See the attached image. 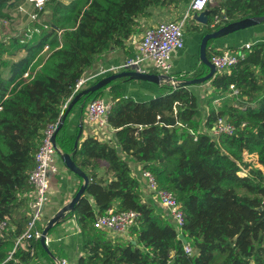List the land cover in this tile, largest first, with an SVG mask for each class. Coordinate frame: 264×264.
<instances>
[{"label":"trees","instance_id":"16d2710c","mask_svg":"<svg viewBox=\"0 0 264 264\" xmlns=\"http://www.w3.org/2000/svg\"><path fill=\"white\" fill-rule=\"evenodd\" d=\"M25 1L0 0V18H10L9 9ZM190 1L48 0L45 12L49 23L38 25V39L25 44L17 40L15 51L0 42V219L17 215L16 229L0 234V264H15L8 257L15 239L30 222V215L21 208L30 209L32 187L28 180L36 151L46 126L62 119L81 91H76L78 81L101 55L113 48L125 49L131 36L142 30L139 20L150 16L151 8H179ZM207 9L208 24L194 26L197 54L181 80L192 72L194 77L208 73L206 64L200 63L202 70L197 66L198 49L206 33L237 20L263 17L264 0H219ZM216 16L220 21L212 27ZM258 26L210 39L208 57L225 45L236 48L251 41ZM18 50L25 54L18 59L10 57ZM113 73L108 70L97 80ZM133 81L124 77L85 94L58 133L61 148L73 152L85 107L78 109V102L104 95L113 101L109 124L115 129V141L81 135L74 155L91 178L85 194L70 211L79 217L83 228L81 242L87 256H81L79 263L264 264V39L256 41L246 58L230 71L217 72L205 82L213 90L204 118L200 96L191 86L140 81L149 91L140 94L129 90L128 83ZM231 85L240 91L232 96L237 104L216 106V100L233 92ZM73 112L76 116L70 118ZM224 116L236 125L234 134L213 137L203 131ZM245 155L252 160L244 162ZM131 158L155 175L159 188L176 194L185 213L181 231L146 189L141 172L135 173ZM104 161L113 175L110 181L98 174ZM256 164L263 170L254 169ZM242 170H248L245 176L239 175ZM110 208L140 212L129 237L114 236L94 226L97 216ZM185 241L194 248L193 255L185 252ZM33 243L50 257L40 239ZM32 257L30 249L17 248L13 255L24 262Z\"/></svg>","mask_w":264,"mask_h":264},{"label":"built area","instance_id":"2783aa9c","mask_svg":"<svg viewBox=\"0 0 264 264\" xmlns=\"http://www.w3.org/2000/svg\"><path fill=\"white\" fill-rule=\"evenodd\" d=\"M215 0H191L187 6V11L178 20L162 21L155 26L149 27L145 30L142 38L138 44L137 54L134 57L127 58L121 65L112 67L110 69H101L95 73L84 75L76 85V91L82 90L87 84L96 79L102 73L108 70H121V69H134L138 72H150L153 67L157 69L158 73L162 75V79L166 84L177 86L180 84L181 79L173 75V58L174 53L185 47V27L187 25L188 18L195 12H201L208 7L210 3ZM48 0H26L21 3L18 8L21 13L28 17L33 22L39 23L41 14L45 11ZM4 21L0 18V23ZM7 21V19L5 20ZM220 21V17L216 16L213 25H217ZM34 30L39 31L40 27H36ZM5 38L0 36V42ZM253 43H246L236 49L225 48L220 49L219 52L212 54L211 62L216 67L217 72H228L232 67L236 66L240 61L246 58L247 50H250ZM46 46L45 49H47ZM28 72L25 76H28ZM233 93L239 94L240 91L234 85H231ZM113 101L100 96L92 99L87 103L86 113L88 119L97 123L100 127H108L109 115ZM67 106V105H66ZM85 120V118L83 117ZM61 117L49 123L43 131V137L41 143L35 154V166L29 172V183L32 187V198L30 196L28 207L30 222L27 230L15 239V247L10 252L8 257L13 259L15 264H19V260L13 258L17 248L24 240H37L42 236L43 229L39 228L38 223L41 218V212L43 207L49 202V188H50V171L56 170L55 155L60 147L58 145L57 137H55L56 131L61 123ZM243 126L246 122L242 123ZM237 127L226 116L220 117L215 124L206 129L203 127V131L209 132L213 137H219L220 135H232L236 132ZM191 133L193 131L191 130ZM62 151V150H61ZM143 180H145L147 189L153 195L155 201L168 212L175 226L182 230L185 223V213L182 209L176 194L165 188H159V183L155 175L150 170L140 169ZM239 175L245 176L246 171L242 170ZM140 215L139 211L134 209L117 211L114 208H110L106 213L98 215L94 221V226L99 229L107 230L114 234H127ZM10 218L5 217L0 219V234L3 231L9 229ZM182 233L180 232V238ZM182 239V238H181ZM49 235L46 238V243L49 244ZM185 252L193 255L195 253L194 248L185 242ZM67 259H61L57 261V264H67ZM89 264H96L94 262Z\"/></svg>","mask_w":264,"mask_h":264},{"label":"crops","instance_id":"0c3cea01","mask_svg":"<svg viewBox=\"0 0 264 264\" xmlns=\"http://www.w3.org/2000/svg\"><path fill=\"white\" fill-rule=\"evenodd\" d=\"M216 1L217 0L213 1L212 4L217 3ZM160 8H162V7L151 8L150 9L151 15L150 16H143L139 20L140 24L142 25V30L138 33H134L131 36V38L127 42L128 46L125 49L113 48L108 53L101 55L97 59V61L94 63V65L91 68H89L84 75L87 76V75H89L91 73H95L101 69H110L112 67H117V66L121 65L127 58L134 57L137 54L138 44H139V41L142 38L145 30L149 27L157 25L158 23H160L162 21H168V20L162 19L163 15H159V13H160L159 9ZM162 9H164V8H162ZM183 14L180 16V18L183 16ZM180 18H178V19H180ZM178 19H172V20H178ZM196 22H198V21H196ZM262 22H264V21H262ZM262 22L258 23L259 26L253 32V38L251 39V41H248L247 43L250 42V43L254 44L256 41L264 39V23L262 24ZM200 24L203 25L202 23H200ZM198 26L201 27L200 25H196V27H198ZM213 26L214 25L212 23V27ZM185 38H186V35H185ZM245 44L246 43L243 42L240 46H243ZM227 47L231 48L228 45H225L224 47H220L219 49H225ZM185 48H186V39H185V47L183 49L177 50L174 53L173 75L177 78H179L185 74V69L187 67V65L183 64V60L186 59ZM236 48H238V47H236ZM236 48H232V49H236ZM250 50H247L246 52H248ZM198 53H199V62H198L197 66L199 69H201L200 68V63H201L200 48L198 49ZM194 54H197V51L194 52ZM153 69H155V68L152 67L150 69V72L158 73L157 69H155L156 71H154ZM209 70L210 69L208 67V73H209ZM110 71L117 72L119 70L114 69V70H110ZM94 80L95 79H93L91 81H93V83H95L97 81V77H96V81H94ZM117 80H120V79H117ZM117 80H115V81H117ZM140 81L141 80H135L133 82H129L128 83L129 90L131 92L136 91L140 94H147L149 91L145 88V86ZM93 83L90 84V82H89L87 84V86H85L84 88L88 87L89 85H92ZM261 83H263V82H261ZM162 84H160V85H162ZM207 84L208 85H206V83L203 85H198V84L195 85V87H200L198 89V90H201L200 94L197 93L200 97H202L203 94H210L212 92L213 89L210 87V83L208 82ZM203 87H206L204 89L205 91H202ZM233 95H237V94L232 92L227 97H224L222 99H226L229 96H233ZM103 97L111 100L110 97H108V96L104 95ZM222 99L216 100V103L218 106L221 105L220 101ZM85 101H86L85 99H82L80 102H78V106H77L78 109H82L85 105L84 111L81 114L80 120H79L83 124V131H82L83 138H85L87 136H94V137L99 138L101 141H108V142L113 143L116 139L115 129L113 127H111V125L108 127H100L97 123L91 122L88 119L87 113H86V110H87L86 106H87L88 102H85ZM242 108L244 109L245 106H242ZM75 116H76V112H73V113H71L70 118L75 117ZM83 117L85 118V120L83 119ZM82 139L79 140V144L82 142ZM57 140H58V135H57ZM58 145H59L60 149L63 152H65L61 148L59 141H58ZM69 153H72V152H69ZM54 158H55L56 170L50 171V173H49V178H50L49 196H50V199H49V202L43 207L42 212H41V218H40L39 223H38V226L39 227L42 226V229L46 225V223L53 216H55L58 213V211H60L65 205H67L72 200V198L74 197V195L76 194V192L79 190L80 186L83 183V179L80 176L73 173L70 169H68L66 167V165L63 163L61 156L58 153V151H57ZM130 162L133 164L135 173H138L139 170L143 167L142 164L140 162H137L134 158H131ZM98 174L100 177H102L108 181H110L113 178L112 173L109 172V170H108V162L107 161H104L102 163V165L98 169ZM145 186L147 187L146 184H145ZM27 194L28 193H26L25 196H27ZM32 195H33V192L31 191L30 194L28 195V204H29V198H30V196L32 198ZM90 198L92 199V201H94L92 197H90ZM21 209H22V211H25L26 214L28 212V215H29V211H28L26 206L22 207ZM7 217L10 218L9 216H7ZM16 219H17L16 214L12 215L11 218L9 219L10 220L9 230L10 231H14L16 229V223H15ZM26 230H27V228H26ZM111 234L112 235H121V234H114V233H111ZM48 235H49L50 241H49V244H47V246L49 247V250L48 249L47 250H48V255L50 257H47L43 254L40 247L38 245H35V243H33L34 240H24L18 248H20L22 250H29L30 249L33 257L28 262H24L18 258L19 264H57V261H59L61 259H67V261H68L67 264H80L79 263L80 257L81 256H87L86 252L82 249L81 240H82V235H83V228L79 222V217L76 214H72L70 212L66 213L65 216L58 223H56L54 226H52ZM122 235H124L125 237H129V232L127 234H122Z\"/></svg>","mask_w":264,"mask_h":264},{"label":"water","instance_id":"95a60500","mask_svg":"<svg viewBox=\"0 0 264 264\" xmlns=\"http://www.w3.org/2000/svg\"><path fill=\"white\" fill-rule=\"evenodd\" d=\"M209 14H210V11L208 9H204L201 12H195L193 14V18L196 21H198L199 23L208 24L209 18H210ZM262 21H264V16L263 17H249V18L234 21L230 24H225V25L221 26L220 28H218L212 32L206 33L203 36V38L201 40V44H200V58H201V62H203L204 64H206L209 67V69H210L209 73L204 75V76H201V77H193V78L181 80L180 84H178L176 87H179L180 85L191 86V85H195V84H202V83H205L206 81H208L209 79H211L216 74V67L211 62L210 58L207 55V45H208V42L210 39H216V38L226 36L230 33L236 32L238 30L245 29V28L251 27L253 25H256ZM124 77H128L130 79H135V80H141V81H150V82H154V83H158V84H162V83L164 84L165 83L163 81L162 75L160 73L138 72L134 69H128V68L121 69V70H119V71H117L111 75H108V76H106L100 80H97L94 84L89 85L86 88H83L72 99V101L70 102L68 109H67L65 115L63 116L61 123H60V125L56 131L55 137H57L59 131L63 127V124L66 120L68 113L70 112V110L72 109L74 104L82 96H84L87 93H93L96 90H99L100 88L108 85L109 83H111L117 79L124 78ZM79 125H80V129H79V133H78V138L74 144V151L72 153H69V152H63L60 149V150H58V153L60 154L61 159H62L63 163L66 165V167L68 169H70L73 173L80 176L83 179V183L80 186L79 190L74 195V197L72 198V200L67 205H65L60 211H58V213L55 216H53L46 223L40 240H41L42 245L48 250H49V247L47 246L46 238L49 234L50 229L52 228V226H54L56 223H58L65 216L66 213L74 210L77 202L83 197V195L86 192V188L91 181L90 176L74 160V155H75V153L78 149V146H79V137L82 135V131H83L82 122H80ZM118 152L119 153L122 152L121 147H118ZM181 238L184 239L183 234L181 235ZM185 242H187V241H185Z\"/></svg>","mask_w":264,"mask_h":264},{"label":"rangeland","instance_id":"374dc122","mask_svg":"<svg viewBox=\"0 0 264 264\" xmlns=\"http://www.w3.org/2000/svg\"><path fill=\"white\" fill-rule=\"evenodd\" d=\"M65 1H69V0H65ZM217 3L219 2V0L216 1ZM160 13L159 15H163L162 19L163 20H172V19H178L180 18V16L186 12L187 10V5H182L179 8H171V9H162L160 8ZM46 11V9H45ZM43 12L41 15V19H40V23L36 22L33 23L31 22L27 16H25L23 13H21L19 11V8L17 7V5L15 7H12L9 9V15L10 18H7V21H5L6 19H4V21H2V23H0V36L2 35V38L5 40L3 42H5V44H7V47H10V49L12 51L16 50V46L15 43H17V40L19 41V43L21 44H25L28 43L29 41L33 40V39H38V36L41 33V29L39 31L34 30L36 27H39L38 25L41 23H49V15L48 12ZM46 13V14H45ZM194 14V13H193ZM192 14V17H193ZM191 18H188V22L187 25L185 27V35H186V48H185V52H186V59L183 60V64L184 65H190L191 64V59L193 57L194 54V49H195V41L196 39L198 40L197 37V33L195 30V25H200V23L196 22L195 20H190ZM255 26V25H253ZM257 26V24H256ZM246 29V28H245ZM242 30V29H241ZM23 54H25V51L23 50H18L17 53L12 57L13 59H18L20 56H22ZM8 54L5 55V57H7ZM48 55L47 53H44V57H46ZM41 59V58H40ZM181 63V62H180ZM40 68V67H39ZM37 67V69H39ZM154 71H156L155 69H153ZM195 76L194 72L188 74L186 77L187 79L189 78H193ZM180 78V77H179ZM208 83V82H207ZM206 83V85H208ZM197 85V84H195ZM195 85H192L191 88L193 89V91L195 93H199L201 90H198L200 87H195ZM206 87L202 88V91H205ZM108 96V95H105ZM209 94H203L202 97H200V101L202 102V117L204 118L206 115V101L208 98ZM109 97V96H108ZM221 105H224L225 103L227 104H236L234 99L232 98V96H229L226 99H222L220 101ZM217 105V103H216ZM220 105V106H221ZM218 106V105H217ZM252 160V157H249L247 155H245L244 158V162L248 163ZM254 169H262L261 166L259 165H253ZM245 169V168H244ZM263 170V169H262ZM246 173L248 170H245ZM264 171V170H263ZM145 199H147L146 197H144ZM116 236V235H114Z\"/></svg>","mask_w":264,"mask_h":264},{"label":"clouds","instance_id":"9594fccd","mask_svg":"<svg viewBox=\"0 0 264 264\" xmlns=\"http://www.w3.org/2000/svg\"><path fill=\"white\" fill-rule=\"evenodd\" d=\"M45 227V226H44Z\"/></svg>","mask_w":264,"mask_h":264}]
</instances>
